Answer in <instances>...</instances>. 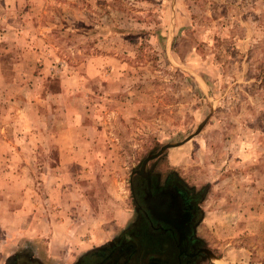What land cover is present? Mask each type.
<instances>
[{
	"label": "rangeland",
	"instance_id": "1",
	"mask_svg": "<svg viewBox=\"0 0 264 264\" xmlns=\"http://www.w3.org/2000/svg\"><path fill=\"white\" fill-rule=\"evenodd\" d=\"M3 137L0 264L104 246L151 167L198 192L199 264H264V0H0Z\"/></svg>",
	"mask_w": 264,
	"mask_h": 264
},
{
	"label": "flooded vegetation",
	"instance_id": "2",
	"mask_svg": "<svg viewBox=\"0 0 264 264\" xmlns=\"http://www.w3.org/2000/svg\"><path fill=\"white\" fill-rule=\"evenodd\" d=\"M138 172L129 180L132 214L125 229L72 264H199L205 259L196 235L198 192L171 170ZM24 258L15 256L9 264L33 263Z\"/></svg>",
	"mask_w": 264,
	"mask_h": 264
},
{
	"label": "crops",
	"instance_id": "3",
	"mask_svg": "<svg viewBox=\"0 0 264 264\" xmlns=\"http://www.w3.org/2000/svg\"><path fill=\"white\" fill-rule=\"evenodd\" d=\"M55 94H58V93H55ZM30 104V103H28ZM11 141L12 140H7V138L3 137L1 140H0V148L2 147L1 144H11ZM14 141L16 143H18L20 145V147L22 149L25 150V148L29 149L30 150V153L31 154H34V152L32 153L31 149H34V148H37V143H40L41 142V138L37 135H29V136H22V137H15L14 138ZM57 143H66V141H63L62 138H56L55 140H53ZM26 151V150H25ZM60 154L63 155V148H60Z\"/></svg>",
	"mask_w": 264,
	"mask_h": 264
},
{
	"label": "water",
	"instance_id": "4",
	"mask_svg": "<svg viewBox=\"0 0 264 264\" xmlns=\"http://www.w3.org/2000/svg\"><path fill=\"white\" fill-rule=\"evenodd\" d=\"M170 147V145H165V146H163L156 154H154L153 156H151L150 158H147V159H145L144 161H143V164L147 161V160H149V159H153V158H155V157H157L160 153H161V151L162 150H165V149H167V148H169ZM142 169V166H141V168H140V170Z\"/></svg>",
	"mask_w": 264,
	"mask_h": 264
}]
</instances>
